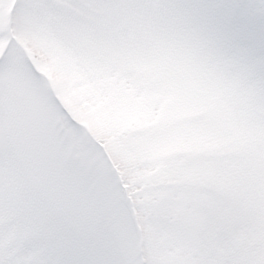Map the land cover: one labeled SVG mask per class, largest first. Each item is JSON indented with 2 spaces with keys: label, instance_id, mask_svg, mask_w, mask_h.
Returning <instances> with one entry per match:
<instances>
[{
  "label": "snow or ice",
  "instance_id": "snow-or-ice-1",
  "mask_svg": "<svg viewBox=\"0 0 264 264\" xmlns=\"http://www.w3.org/2000/svg\"><path fill=\"white\" fill-rule=\"evenodd\" d=\"M0 264H264V0H0Z\"/></svg>",
  "mask_w": 264,
  "mask_h": 264
}]
</instances>
